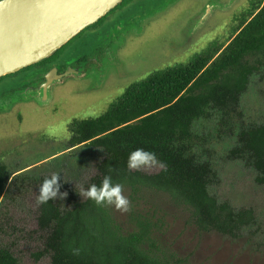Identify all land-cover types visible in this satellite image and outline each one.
Masks as SVG:
<instances>
[{
  "label": "rangeland",
  "instance_id": "1",
  "mask_svg": "<svg viewBox=\"0 0 264 264\" xmlns=\"http://www.w3.org/2000/svg\"><path fill=\"white\" fill-rule=\"evenodd\" d=\"M257 2L125 0L54 55L53 63L68 64L69 69L83 73L55 81L48 101L40 90H29L13 103L8 104L10 96L4 99L11 89L24 92L27 82L21 80L38 73L37 65L1 81L0 161L11 176L0 202V247L9 248L20 264H52L51 253L45 252L49 231L41 230L38 223L40 178L57 175L69 184L63 192L67 195L60 198L66 210L71 200L87 199L81 193L106 157L101 148L72 147L69 124L76 118H98L132 83L156 71L186 65L213 44H227ZM101 51L105 52L101 62L91 63L90 58ZM240 106L243 117L231 126L221 125L218 111L197 121L193 149L217 174L210 194L237 210L252 209L256 225L238 237L205 232L192 222L189 209L175 205L165 194L147 193L139 202V209L158 210L165 223L157 232L159 242L186 264H264V185L257 183L258 173L246 159L230 157L238 145L239 130L264 123V70L252 77ZM163 168L158 161L134 171L157 174ZM123 194L131 204L129 193ZM115 215L130 231L129 211L115 208ZM40 253L44 254L37 259Z\"/></svg>",
  "mask_w": 264,
  "mask_h": 264
},
{
  "label": "trees",
  "instance_id": "2",
  "mask_svg": "<svg viewBox=\"0 0 264 264\" xmlns=\"http://www.w3.org/2000/svg\"><path fill=\"white\" fill-rule=\"evenodd\" d=\"M53 59L40 65L52 64ZM262 70L264 0H258L227 44H213L186 65L132 83L98 118L74 119L68 126L69 144L106 153L89 186H99L105 176L123 186L131 200V230L118 222L114 205H97L88 197L71 200L66 210L60 198L39 204L38 223L41 230L49 231L45 252L51 253L52 264H186L159 242L157 232L165 223L158 210L139 209L147 193L165 194L175 205L189 209L201 231L238 237L256 225L252 209L237 210L210 194L217 174L209 162L200 161L193 145L198 139L195 123L209 118L212 111L221 114V125L227 127L243 117L241 97ZM137 148L155 153L163 170L157 174L129 170V153ZM230 157L246 159L258 173L257 183L264 185V123L241 128ZM10 176L8 166L0 161V202ZM51 177H41L40 186ZM59 183L61 193L68 190L63 178ZM0 264L20 263L9 248L0 247Z\"/></svg>",
  "mask_w": 264,
  "mask_h": 264
},
{
  "label": "water",
  "instance_id": "3",
  "mask_svg": "<svg viewBox=\"0 0 264 264\" xmlns=\"http://www.w3.org/2000/svg\"><path fill=\"white\" fill-rule=\"evenodd\" d=\"M125 0H0V79L52 58ZM58 75H44V101Z\"/></svg>",
  "mask_w": 264,
  "mask_h": 264
},
{
  "label": "clouds",
  "instance_id": "4",
  "mask_svg": "<svg viewBox=\"0 0 264 264\" xmlns=\"http://www.w3.org/2000/svg\"><path fill=\"white\" fill-rule=\"evenodd\" d=\"M158 163L155 153L137 148L129 153L127 167L129 170H140L153 167ZM60 177L53 175L50 179H45L39 188L37 204H46L50 200L64 198L67 193L60 192ZM81 196H86L93 200L97 205H114L119 211L127 212L130 210V201L123 194V186L113 183L111 176H105L99 186L90 185Z\"/></svg>",
  "mask_w": 264,
  "mask_h": 264
},
{
  "label": "flooded vegetation",
  "instance_id": "5",
  "mask_svg": "<svg viewBox=\"0 0 264 264\" xmlns=\"http://www.w3.org/2000/svg\"><path fill=\"white\" fill-rule=\"evenodd\" d=\"M131 30H129V32H130ZM140 32H141V30H139ZM139 31L137 32V33H139ZM128 31H127V34H126V36L127 35H129L130 33H129ZM123 42V41H122ZM122 44V43H121ZM120 44V45H121ZM103 53H105L104 51H101L100 53H98V55L97 56H95V57H92V58H90V62L91 63H94V62H101V60H102V58L104 57V56H101V54H103ZM38 67V69H35V71L36 72H38V73H36V74H34L33 75V77L31 78V79H23V80H21V81H26L27 82V87H26V89L24 90V92H22V93H14V90L13 89H11L10 90V92H9V94L10 95H8V92H7V95H5L4 96V99H6L8 96H10V98H12V100H10L9 102H8V104L9 103H13V102H15L16 100H19L20 98H23V96L25 97V96H27L28 95V91L30 90L31 92H34L35 90H40L41 92H42V96H43V90H42V86H43V84L46 82V78L44 77V75H46V74H48L53 68H57L58 69V75H61V74H64V73H66L67 71H70V72H72V73H69V75H67L66 77H64L62 80H64L65 78V80H67L69 77H71V76H76V75H80L81 73H83V72H79V71H74V69H69L68 67H69V65L68 64H64L63 66L61 65V64H56V62L55 63H52V64H46V65H40V67L39 66H37ZM99 67H101V65H99L98 66V68ZM34 68H36V67H34ZM22 73V71H20V72H18V73H16V74H21ZM13 75V74H12ZM58 82V81H57ZM39 83V84H38ZM13 93V94H12ZM12 94V95H11ZM14 97V98H13ZM9 98V99H10ZM0 109H1V106H0Z\"/></svg>",
  "mask_w": 264,
  "mask_h": 264
}]
</instances>
